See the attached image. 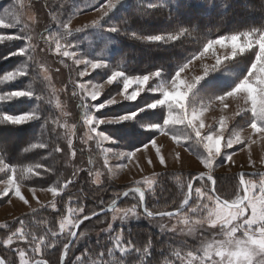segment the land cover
Instances as JSON below:
<instances>
[{
  "label": "rangeland",
  "instance_id": "obj_1",
  "mask_svg": "<svg viewBox=\"0 0 264 264\" xmlns=\"http://www.w3.org/2000/svg\"><path fill=\"white\" fill-rule=\"evenodd\" d=\"M101 2L102 0H0V17H4L6 20H11L13 22H15V19L18 17L20 21L14 28L0 29V35L23 34L20 33L19 30L27 25L25 32L34 37L33 43L36 46L35 52L33 53L35 62H30L28 70L29 75L18 78L13 82L0 84V88L2 87V89L5 90L23 89L31 84L34 90L41 91L43 94V103L41 107L44 114L52 117L56 121V123H53L52 120L49 121L43 135H41L40 132L39 120L18 128L0 125L3 129H8L9 133L13 132L15 134L18 133L17 131L33 125V132L24 135L22 139L21 137L18 139L5 135L1 140V142L4 143H11L12 147L14 146L17 148V159L14 158L11 163L17 165L18 171L20 166L36 163L49 165L54 169L53 172L33 176L24 181L23 186L20 187V192L27 203L15 196L14 193H9L8 196L0 197V226H9L8 228L0 227V241L6 238L3 235L4 233L15 230V228L20 226L19 221L21 219L27 220L24 217L33 214V208L37 209L38 212L35 213V216L28 219L27 222H37L45 228L46 225L42 223V221H47V226L59 230L60 214L50 208L41 207L42 205L47 206L53 200L51 193L43 191L42 189L55 184L56 182L53 183L54 179L59 180L61 184L69 178L75 180L74 184L69 185L68 189L56 198L57 201H63L62 204H58V208L63 207L65 210L64 214L66 215L67 197L69 195L78 197L73 207L77 204H82L85 208V213H90L93 209L101 212L104 208H109L112 199L116 198V193L122 192L129 186H132L135 181L142 180L144 177H151L154 173L162 174L159 178L155 199L149 196V206L152 207L155 205L158 210L172 211L178 206V201L181 198V184L186 182L188 175L199 174L201 171H208L203 168V165L196 155L189 154V152L185 151L187 145L181 146L184 144L183 139H181L180 144H177L175 140H173L171 134L155 136L157 147L160 149V155L165 159L164 165L159 163L156 149L151 146H149L146 152H138L136 157L133 158V161L128 163V166L123 169L119 168V164L127 163V161L118 160L112 154H108L109 164L113 166L112 175L110 176L108 175V170L103 166L104 154L95 147L96 141L92 140L87 141V143H82L85 139L87 126L83 124L84 110L79 107L81 96H86V99L83 101L85 103L99 104L105 102L109 98V94H114L119 89L122 90L121 78H117L112 85H108L106 82L108 77L117 70L122 71L128 76L145 75L129 73L128 69H130V66H128L127 69H123V62H114L113 60L119 49L118 38L129 41L131 42L130 44L151 43L134 37L132 33H135L138 37L152 35L143 32L152 31V28H149V22L152 18L150 12L157 9V7L155 9L148 7V5L154 4L153 0H122V3L115 7L106 17L101 19V12L95 10V7H98ZM21 5H23V7H21ZM5 9H8L7 14L4 11ZM52 13H55L58 19L62 21L71 18V29L73 34L69 37V40L74 47H70L67 50L70 53L75 52V56H64L62 54L63 41H61V50L57 51L55 43L49 45L41 39L42 35H47L49 33L54 34L57 31L56 25L52 22ZM243 20L245 21L246 19L244 18L241 21ZM95 22L99 23L93 26ZM112 28H117L118 31L113 32L111 31ZM24 44L25 41L23 40H15L0 43V46H7V50H5L4 54V57H7L9 53L18 50L20 47L24 46ZM9 45L12 47H8ZM128 51L132 54V58L143 61L144 57L142 58L141 55H139L142 51L141 47H129ZM251 51L252 50H246L245 53H238L237 57L231 58V49L229 47L217 45L208 53H205L204 56L199 59H194L185 72L181 74V79L187 82H193L197 77L205 76V72H207L208 75L197 84L196 88L192 90V93H189V108L198 110L203 103L210 102L215 97L231 91L235 85L247 75L251 61L254 59ZM135 54H138L139 57ZM198 54H194V56ZM226 54L230 59H224ZM145 55V58H147L148 55ZM217 57L221 60L219 66L216 65ZM80 59L92 62L99 61L107 66L99 69H92L89 66L86 70L87 74L80 76L79 73L85 71V66L83 64L76 63V61ZM7 60L11 62L6 72L14 70L24 62V58L19 56H13ZM155 71L153 70V72ZM166 75L168 74L162 72L160 77L161 85H168L174 77L168 79ZM155 79L156 78L150 79L148 85H145V91L141 93L137 101H124L122 97L117 95L119 103L108 106L102 109L101 112L95 113V115L99 118L114 119L123 117L128 113H134L141 109L146 103L154 102L160 97L155 93L150 95L147 92V88L149 86H155ZM81 83L88 86L83 92L79 88ZM95 84H103L104 87L98 89L100 95L96 101H92L90 92L92 91V86ZM210 84H218L220 87L212 91L208 87ZM133 87H135V85H133ZM131 90L130 88L129 92H131ZM73 91H75V93L77 92L75 96H73ZM18 101L21 103L26 101L28 107L25 106V109H27L25 112L31 110L35 106V101L30 99L21 98L13 102ZM1 103L8 102L0 101V104ZM10 103L12 104V102ZM225 103L228 105L226 109L222 108L219 102H216L205 111L202 117L206 126L205 131L208 130L209 126L215 127L220 119H224L227 128L229 130L241 131V138L244 139L250 134L249 131L233 129V125L242 118L250 119L247 112V109L251 107L250 103L245 104L243 100L233 98H227ZM126 109H128L127 113H123ZM238 110L241 112V116L236 117L234 113ZM152 111L141 112L140 116H137L135 120L101 125L97 131L103 129L104 133L115 141L117 147H124L120 150H134V143L130 142V140L138 134L137 132L134 133V131H143L145 135H137V137L140 136L141 139L145 140L149 138L152 133L146 132L142 125L161 123L157 115H152V113L156 112ZM158 114H162L164 115V119L166 118V111L158 112ZM73 124L76 125L75 135H73ZM121 127L122 131L120 130ZM133 133L134 135H132ZM177 135H181V133L177 132ZM225 135L227 136V133H225ZM252 138L256 142L252 143L250 147L246 142L244 144H234L231 149H225L223 147L224 142L222 141V152L221 156L217 157V162L223 159L225 152L233 154L232 160L230 162L225 161L223 167L214 168L212 175L217 180L216 187L224 196H231L233 190L237 189L241 172H264V138H261L260 135L253 136ZM69 139L72 140L73 150L76 151L75 157H72L68 150L67 143ZM134 141L136 140L134 139ZM40 142L47 143L48 147L43 149L29 148L28 152L23 151V148L29 146L31 143ZM56 145H59L63 151L60 153H53L50 156L49 152L51 148ZM109 146V142H103V147ZM75 147L77 149H75ZM17 150L14 149L16 152ZM195 151L201 154L203 153L201 147H196ZM84 154H87V156ZM89 158L93 161L91 167L93 172L100 171L102 173L99 184L92 183V180L95 179L94 176L81 175V169L87 166ZM18 160L21 161L19 164L17 162ZM149 160L152 161L151 164ZM5 161L8 162L6 158ZM137 165H139V167H137ZM38 171L42 172V170ZM74 171H78V176H72ZM244 175L245 179L251 178L257 181L259 180L258 175ZM4 176L5 173L0 172V181H2ZM4 187L5 185L0 182V191H3ZM32 187H35L37 191L34 193L30 191ZM83 190L84 193L77 192ZM162 195H164L165 198L160 200L159 198H161ZM100 199L104 201V203H101L102 205L97 203ZM119 199H117V201ZM77 201H80V203ZM167 202H169V204ZM131 203L132 200L129 197L118 207L121 209L128 208ZM113 215L118 217L116 221H112ZM120 216H122L121 212L113 213L111 211L107 214L100 215L96 219H91L88 222L85 221L86 223L80 227L81 229L79 228V232L87 229L88 235L81 240L77 247L70 250V255L66 259L71 260L72 264H75V259L73 257L81 256L82 253H85L86 248L90 249V252L85 255L96 258L97 253L102 250L104 251V249L101 244L96 243L94 238L104 235L107 242H110L109 236H114L116 231L120 229H122L124 239L133 240L136 242L137 246L143 245L149 237L157 243L161 237L166 235L177 241L186 240L187 247L183 250L186 254L187 250L194 248L198 243L193 237L183 235L174 236V234L170 233L162 235L160 234L158 223L148 218H130L122 222L119 219ZM182 219L183 217L181 216L169 222L167 218H165L164 222L175 223L179 229V227H181L179 221ZM53 220H55L54 224ZM109 223L113 225L112 232L108 233L101 231V229L107 228ZM134 225L138 227L135 229L131 228ZM95 227L102 228L97 229ZM237 235L240 236L241 234L238 233ZM0 247L1 250H3L2 243H0ZM13 247H17V244L14 243ZM19 247L21 249H27L29 246L21 243ZM116 255L120 256L117 252L114 257H109L111 260L105 261V264H110L111 261L117 258ZM155 255L158 254L155 253ZM106 257L108 256L105 255V258ZM25 259L31 264L33 254L29 251ZM16 260L17 264H21L18 254ZM169 260L171 264H180L179 260L170 256V253L167 258L165 257L164 263L168 264ZM183 264H188L187 259L184 260Z\"/></svg>",
  "mask_w": 264,
  "mask_h": 264
},
{
  "label": "snow or ice",
  "instance_id": "obj_2",
  "mask_svg": "<svg viewBox=\"0 0 264 264\" xmlns=\"http://www.w3.org/2000/svg\"><path fill=\"white\" fill-rule=\"evenodd\" d=\"M120 3H122V0H102L99 6L95 7V10L101 12V19H103ZM148 7L155 9L158 5L152 4L148 5ZM4 11L6 14L8 13V9ZM52 22L56 25L57 31L54 34L42 35L41 39L49 45L55 43L57 51L61 50V41H63L62 54L64 56H75V52L70 53L67 50L70 47H74L69 40V37L73 34L71 18L62 21L58 19L55 13H52ZM19 23L18 17L15 19V22L0 17V29L14 28ZM98 23L95 22L93 26ZM26 27L27 25L19 30L23 34L0 35V43L15 40L25 41L24 46L4 57V59H10L13 56H19L24 58V62L14 70L0 75V84L13 82L18 78L28 76L30 62H35V56L33 55L36 48L33 43L34 37L25 32ZM111 31L115 32L118 29L112 28ZM189 31L190 29L188 28H180L167 34L145 37H138L135 33H132V35L147 42L168 44L169 42L180 40ZM205 40L206 42L203 44L199 54L190 57L176 71L168 85L160 84L162 70H156L153 73L139 76H128L122 71L117 70L108 77L106 82L108 85H112L117 78H121L122 90L119 89L116 93L109 94V98L99 104L83 102L86 96L82 95L79 107L84 110L83 124L87 126L85 139L82 143L92 140L96 141L95 147L104 154L103 166L108 170V175L110 176L112 175L113 166L109 164L108 154H112L118 160L127 161V163L119 164V168L123 169L128 166V163L133 161L138 152H146L149 146H151L156 149L159 163L164 165L165 159L160 155V149L157 147L155 136L171 134L177 144H180L181 139H183L184 144L181 146L187 145L185 151L196 155L203 168L208 171L188 175L186 182L181 184V198L174 211L158 210L155 205L149 206L148 197L151 196L155 199L159 178L162 176V174L155 173L151 177H144L142 180L135 181L132 186H129L122 192L116 193V198L112 199L109 210L113 213L121 212L122 216L119 219L122 222L130 218L140 219L144 217L157 222L160 234L162 235L170 233L174 234V236L183 235L195 238L198 241L197 245L187 250L186 254L183 251L187 247L186 240L176 242L175 246L172 243L168 244L170 256L179 260L180 264H183L185 259H187L188 264H264V172L252 174L253 176H259L258 181L251 178L245 179V175L242 173L239 177L237 189L233 190L231 196H224L220 192L216 187L217 180L212 175L214 168L223 167L225 161L230 162L232 160L233 154L225 152L223 159L217 162V157H220L222 152V141L224 142L223 147L225 149H231L234 144H244L246 142L250 147L252 143L256 142L253 140V136L260 135L261 138H264V28L235 31L219 35L215 38L206 37ZM217 45L229 47L231 49V58L237 57L238 53L252 50L251 53L254 59L251 61L247 75L231 91L215 97L210 102L203 103L198 110L190 109L188 105L189 93H192V90L196 88L197 84L208 73L205 72V76L197 77L193 82L181 79V74L185 72L194 59L204 56L205 53H208ZM224 59L228 60L230 57L226 54ZM76 63L85 66V71L80 72V76L87 74L86 70L89 66L92 69L107 66L99 61L92 62L85 59L77 60ZM220 64L221 60L217 57L216 65L219 66ZM153 78H156L154 81L155 86H149L147 92L150 95L154 93L158 94L159 99L146 103L138 111L128 113L123 117L113 119L99 118L95 115V113L101 112L102 109L119 103L117 95L122 97L124 101H137L141 93L145 91V85H148L150 79ZM87 87L83 83L79 85L82 92ZM103 87V84L92 86V91L90 92L92 101L97 100L100 95L98 89H102ZM208 87L214 91L220 85L210 84ZM130 88L132 89L131 92H129ZM75 95L76 93L73 91V96ZM21 98L35 101V106L25 113L16 115L0 110V125L18 128L39 120L40 132L43 135L49 121L52 120L53 123H56V121L52 117L45 115L42 110V92L34 90L31 84L23 89H0V101L13 102ZM227 98L243 100L245 104L250 103L251 105L247 109L250 119L242 118L233 125V129L249 131L250 134L244 139L241 138V131L229 130L224 119H220L215 127L209 126L208 130L205 131L206 126L202 120L205 111L216 102H219L222 108L226 109L228 107L225 103ZM3 107L0 106V109ZM149 110H156L152 112L157 113L166 111V118L159 124L149 123L142 125L144 130L152 133V135L146 143L134 148V150H120L124 147H117L115 141L106 135L103 129L97 131L101 125L135 120L137 116H140L141 112H148ZM234 116H241V112L238 110L234 113ZM72 128L73 135H75L76 125L73 124ZM177 132H180L181 135H177ZM225 133H227V136ZM103 142H109L110 146L103 147ZM46 147L48 145L45 142L31 143L29 146L24 147L23 151L28 152L29 148L43 149ZM67 147L71 156L75 157L76 151L73 150L71 139L68 140ZM196 147H201L203 153L196 152ZM6 151L8 153L12 151L11 143L0 144V172L5 173L4 178L0 181L5 185L3 191H0V197L14 193L15 196L24 200L20 192V187L23 186L24 181L33 176L53 172L54 169L49 165L36 163L20 166L18 171L17 165L5 161L4 153ZM62 151L63 149L59 145H56L51 148L49 155L51 156L53 153H60ZM149 163L151 164L152 161L149 160ZM88 164H93L91 158H89ZM38 170H42V172ZM81 170H86L88 176L95 177L92 183H100L102 175L100 171L93 172L92 168ZM72 176H78V171H74ZM74 183L75 180L71 178L62 184L57 180L55 184L42 189L51 193L53 200L47 206L42 205L41 207L50 208L60 214L59 230L47 226V221H42L46 225V232L43 236H37L25 229V220L21 219L19 227L12 230L10 234H3L6 238L0 241L3 245V250L0 251V264H17V254L21 264H29V261L25 259L29 251L33 254L31 264H51L50 261L43 258L44 250L57 248L58 246L62 249V252L58 257L57 264H72L71 260L66 259L70 255V249L77 247L81 240L88 235L87 229L79 233L76 229H79L85 221H89L92 217L100 215L95 209L91 210L90 213H85V208L82 204H77L73 207L75 200L78 199L75 195L67 197L66 215L64 214L65 210L63 207L58 208V204H62L63 201H57L56 198L64 193L69 185ZM30 191L34 193L37 189L32 187ZM129 197L132 200L130 207L119 208L117 199ZM24 202L27 203L26 200ZM101 203H104V201L101 200ZM37 212V209H32L33 214ZM181 216L183 219L179 221L181 224L179 229L175 223L164 222L165 218L170 222ZM117 219L116 215L112 216V221H116ZM54 223L55 220H53ZM0 227L8 228L9 226L3 225ZM112 230V223H109L107 228L101 229V231L108 233H111ZM238 233L241 235L238 236ZM109 240L111 246L106 248V252L103 250L99 251L96 258H92L90 255H85L90 252V249L86 248L85 253L75 257V264H105V254L109 257H114L117 252L120 254L119 258L114 259L110 264H136L137 261H139V264H159V259L155 255L157 251L156 242L151 237L143 245L137 246L133 240H125L122 229H120L116 231L114 236L110 235ZM14 243L17 244V247H13ZM21 243L29 247L21 249L19 247ZM97 243H99V240ZM159 251L162 254L160 258H163L164 249L160 248ZM168 264H171L170 260Z\"/></svg>",
  "mask_w": 264,
  "mask_h": 264
},
{
  "label": "trees",
  "instance_id": "obj_3",
  "mask_svg": "<svg viewBox=\"0 0 264 264\" xmlns=\"http://www.w3.org/2000/svg\"><path fill=\"white\" fill-rule=\"evenodd\" d=\"M153 2L158 5V7L150 12V14H152V18L149 22V28H152V31L149 30V32L143 33H148V35L167 34L180 28H188L190 31L189 33H186L184 37H181L180 40L169 42L168 44L152 42L149 44H130L131 42L118 38L119 49L113 61L123 62V69H127V67L130 66V69H128L129 73L139 75L151 73L153 70H162L163 73L168 74L166 77L171 79L175 75L176 71H178L190 57H193L194 54H198L202 50L203 44L206 42V37L215 38L219 35L229 34L235 31L264 28V0H153ZM244 18L246 20L241 21ZM133 46L142 48L139 55H141L142 58L144 57L143 61L132 58V54L128 50L129 47L131 48ZM8 47L12 46L9 45ZM5 50H7V46L1 45L0 75L6 72L11 62L10 60L8 61L7 59H4ZM145 54L148 55L147 58H145ZM139 55L137 54L136 56L139 57ZM0 89H2V87ZM8 103H1L0 106L4 107L0 110L10 114H19L27 110L25 109V106L28 107L26 101L23 103L19 101L12 102V104L10 102ZM127 111L128 109H126L123 113H127ZM152 115H157L160 122L164 119V115L158 114L157 112L152 113ZM32 129L33 125H30L20 131H17L19 134H15L13 132L9 133L8 129L5 130L3 127H0V144L4 143L1 142V140L5 135H7V137H15L18 139L21 137L22 139L24 135L33 132ZM120 130L122 131V127ZM135 132L138 133L137 135H145L143 131H134V133ZM134 133L132 135H134ZM137 135L130 140L131 143H134L133 146L135 148L141 146L143 143H146L148 140V138L143 140L140 136L137 137ZM134 139L136 141H134ZM14 149L17 150V148L13 146L10 153L7 151L4 153V157L8 162L13 161L14 158L17 159L16 155H18V150L16 152ZM75 149L77 148L75 147ZM85 156H87V154ZM17 162L19 164L21 161L18 160ZM91 167L92 165H89L87 162V166L84 169ZM87 173L88 172L86 170L81 171V175H88ZM56 181L57 179H54L53 183ZM77 192L84 193V190ZM164 198L165 196L162 195L159 199L162 200ZM101 200L102 199L97 201V203L101 204ZM149 200L150 199L148 197V203ZM77 202L80 203V201ZM167 203L169 204V202ZM35 215L36 214H30L24 217L27 219L25 220V229L34 235L43 236V234L45 235L46 227L43 228L37 222H27L28 219ZM86 222H84V224ZM136 227L138 226L134 225L131 228L135 229ZM101 228L102 227H98L97 229ZM6 233L10 234L11 230ZM94 239L96 243L99 240L98 244H101L105 252L106 248L111 246V243L107 242L104 235ZM176 242L178 241L165 235L164 237H161L159 242L156 243V254H158L156 257L159 259V264H165V257L167 258L169 255L168 244L172 243L175 246ZM160 248L164 249L163 258H160L162 255L159 251ZM0 251H2L1 247ZM61 252L62 249L59 246L57 248H48L44 250L43 258L50 261L51 264H56ZM116 256L119 258L118 255ZM73 258L75 259V256ZM104 259L105 261L111 260L109 259V256ZM136 264H139V261H137Z\"/></svg>",
  "mask_w": 264,
  "mask_h": 264
},
{
  "label": "water",
  "instance_id": "obj_4",
  "mask_svg": "<svg viewBox=\"0 0 264 264\" xmlns=\"http://www.w3.org/2000/svg\"><path fill=\"white\" fill-rule=\"evenodd\" d=\"M247 174V175H252V174H254V173H260V172H241L240 173V175L241 174ZM253 176V175H252ZM126 198H120L118 201H117V205L119 206L124 200H125ZM109 212H111L110 210H109V208H106V209H104L103 211H101V212H99L100 213V215H103V214H107V213H109ZM99 215V216H100ZM97 216H94V217H92V218H96ZM76 231L77 232H79V229H76Z\"/></svg>",
  "mask_w": 264,
  "mask_h": 264
}]
</instances>
